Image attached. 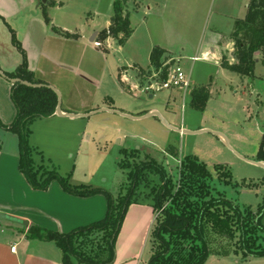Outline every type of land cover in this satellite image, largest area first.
Here are the masks:
<instances>
[{"label":"rangeland","instance_id":"374dc122","mask_svg":"<svg viewBox=\"0 0 264 264\" xmlns=\"http://www.w3.org/2000/svg\"><path fill=\"white\" fill-rule=\"evenodd\" d=\"M59 1L61 6L55 3L43 5L42 19L46 22L47 17L49 22L46 23H51L52 28L66 25L73 30L85 31L87 38L92 30L98 33L108 27L114 2L122 0ZM48 2L42 0V4ZM249 2L127 0L126 8L133 29L131 37L123 45H118V39L110 37L99 47L100 53H94L93 57L87 55L88 60L95 63L105 60L109 65L113 75L103 80L109 82L105 84L107 91L113 87V77L117 78V68L123 67L120 72L125 75L123 79L127 84L122 87L127 95L119 96L113 106L103 99L104 94L86 97L74 92L64 96L63 100L58 92L61 107L91 114L109 106L142 117L149 110H158L171 126H177V129L183 126L190 134H180L164 127L158 117L136 121L107 112L78 119H35L29 126L30 145L38 152L34 155L35 161L40 163L43 159L48 169L67 178L73 186L101 189L117 198L126 195L131 187L129 174L135 165L154 159L177 181L183 157L191 156L207 166L212 174V186L228 200L256 211L264 199V168L257 165L264 138V51L255 54L258 62L253 74L245 78L223 69L214 61L201 59L200 55V51L207 49L209 44L216 45L220 39L221 54L230 63L235 62L234 46L228 47L227 43L235 20L244 19ZM12 27L15 29L14 24ZM90 45L93 46V42ZM156 46L182 57V67L189 74L192 87L210 86L211 94L203 111L190 105L191 90L185 97L183 92L176 90L150 91L148 94L141 90L160 81V73L152 70L149 61L150 51ZM194 55L200 59L192 61ZM217 58L219 61L221 56ZM77 82L79 84L78 79ZM132 85L140 90L131 89ZM215 132L221 133L224 140H219ZM4 140L6 148L8 146L7 155L17 157V136L10 132ZM133 149L138 152L133 153ZM219 165L231 173L232 184L225 185L218 179L216 166ZM158 183L159 178L154 173H146L136 199L152 203L151 190ZM55 186L60 185L56 182ZM97 196L104 202L103 214H95V220L99 221L105 216L107 200L104 195ZM8 217H0L2 226L22 225ZM209 235L211 254L204 264H264V257L244 259L240 252L236 254L235 241ZM95 237L96 246L101 237ZM151 255L149 236L145 264Z\"/></svg>","mask_w":264,"mask_h":264},{"label":"trees","instance_id":"16d2710c","mask_svg":"<svg viewBox=\"0 0 264 264\" xmlns=\"http://www.w3.org/2000/svg\"><path fill=\"white\" fill-rule=\"evenodd\" d=\"M126 3L127 0L114 2L110 25L100 31L96 38L101 46L110 37L118 39V45H123L132 35ZM45 20L49 22L47 17ZM8 28L12 44L22 54V63L15 72L4 75L30 84L47 85L34 78L15 31ZM63 34L69 35L66 32ZM231 40L235 62L230 63L223 56L221 67L242 78L251 76L257 62L255 54L264 51V0H250L244 19L235 22ZM166 59L164 49L156 47L150 52V66L156 72L162 69ZM159 77L161 81L166 80L165 71ZM10 95L16 117L9 126L0 119V129L17 136L18 167L32 189L46 191L51 183L57 182L69 195H104L107 200V210L101 220L68 233L52 232L37 226L29 229L28 238L54 242L62 251L64 264H114L118 235L130 205L142 202L136 199V192L146 173H154L159 178V183L151 190L153 201L150 204L156 218L150 232L152 255L148 264H204L211 254L209 234L235 241L234 250L236 254L240 252L244 259L264 257V199L256 211L228 200L212 186V174L207 166L191 156L183 157L177 181L154 159L135 165L129 174L131 187L126 195L117 198L101 189L73 186L67 178L48 169L43 159L40 163L35 161L34 155L38 152L30 145L29 126L35 119H48L56 115L57 94L48 87L14 83ZM209 97L207 88H196L191 93L190 105L203 111ZM132 151L138 152L135 149ZM123 152L127 153L125 150ZM258 159L264 163V138ZM216 174L223 184H232V175L223 166H216ZM95 236L101 237L96 246Z\"/></svg>","mask_w":264,"mask_h":264},{"label":"crops","instance_id":"0c3cea01","mask_svg":"<svg viewBox=\"0 0 264 264\" xmlns=\"http://www.w3.org/2000/svg\"><path fill=\"white\" fill-rule=\"evenodd\" d=\"M47 1L50 2L42 4V0H0V71L13 73L22 63V54L12 44L9 26L16 32L17 39L27 56L28 69L36 80L55 88L63 100L64 96L74 92L86 97L104 94L103 99L106 98L116 106L117 98L127 95V91L122 87L127 84L123 79L125 75L120 72L123 67L117 68L118 72L115 73L117 78L113 77L111 90H105V84L109 82L103 80L106 76L113 75L109 65L105 64V60L95 63L87 57V55L93 57L94 53L101 52L94 44L95 48L90 45L96 40L99 32L92 30L85 38V31L73 30L66 25L57 27L53 25L52 28L51 23L47 24L42 19L43 5L52 6L55 3L61 6L62 3L59 0ZM238 19L241 18H237L235 22ZM65 32L69 35L65 36L63 34ZM94 35L96 36L93 39ZM230 40L227 45L233 47L234 44ZM156 47L166 51V60H180V64H183L182 57L176 56L173 51ZM222 49L218 39L216 45L209 44L207 49L200 51L201 59L214 61L221 66V59L218 61L217 57L224 56L221 54ZM132 86L131 89L140 90L136 85ZM11 87L12 83L0 76V119L6 126L12 124L16 117V109L10 95ZM196 88L200 87H192L191 84V93ZM205 88L210 95V86ZM107 108L119 110L109 106ZM62 112L84 114L71 107L62 109ZM155 112L164 120L166 124L162 123L164 127L170 125L161 112L158 110ZM134 117L142 118L140 115ZM53 118L63 117L55 115L48 119ZM179 129L186 128L180 126ZM9 133L0 129V213L26 220L28 225L0 224V264H64L60 248L54 242L28 238L29 229L37 226L52 232L68 233L78 227L89 225L94 222L95 214L96 216L103 214V199L97 195L92 197L69 195L60 186H55L56 182L51 183L46 191L32 189L18 167L19 149L17 157L7 155L8 146L6 148L4 139H7ZM215 133L219 140H224L221 133ZM155 218L156 214L150 203L142 201L130 205L116 241L114 264H145L144 254ZM12 247H15V251L11 250Z\"/></svg>","mask_w":264,"mask_h":264},{"label":"built area","instance_id":"2783aa9c","mask_svg":"<svg viewBox=\"0 0 264 264\" xmlns=\"http://www.w3.org/2000/svg\"><path fill=\"white\" fill-rule=\"evenodd\" d=\"M93 44L95 47L99 48L101 46V42L94 40ZM192 61H196L200 58L193 57ZM165 71L166 80L159 81V83H151L149 86L145 87L143 92L149 93L150 91H162V90H177L181 91L185 95L191 89V80L189 74L185 71V69L180 64V60H166L163 63L162 69L158 71V73H162ZM157 73V72H156ZM155 75V74H154ZM12 251H15V247H12Z\"/></svg>","mask_w":264,"mask_h":264},{"label":"water","instance_id":"95a60500","mask_svg":"<svg viewBox=\"0 0 264 264\" xmlns=\"http://www.w3.org/2000/svg\"><path fill=\"white\" fill-rule=\"evenodd\" d=\"M44 2H46V0H44ZM95 36L96 35H94L93 36V39L95 38ZM0 76L1 77H3V78H5L6 80H8L10 83H12V84H14V83H20V84H23V85H26V86H30V87H40V86H43V87H48V88H50L52 91H54L56 94H57V96H58V105H57V108H56V115L57 116H59V117H67V118H71V119H78V118H88V117H90V116H92V115H94V114H97V113H104V112H107V113H111V114H117V115H119V116H123V117H125V118H128V119H130V120H138V119H144V118H151V117H158L160 120H161V122L164 124V125H166L165 124V122H164V120H162L161 118H160V116H159V114L157 113V112H149V113H147L145 116H143L142 118H139V117H134V116H132V115H129V114H124V113H122V112H120L119 110H116V109H108V108H101V109H98V110H95L94 112H92L91 114H72V113H63L62 112V109H61V101H60V96H59V93H58V91L55 89V88H53V87H51V86H49V85H35V84H30V83H28V82H25V81H22V80H19V79H9V78H7L5 75H4V73L3 72H1L0 71ZM170 130H173V131H175V132H178V133H180V134H190V132H188L187 130H185V129H177V128H175V127H173V126H170V125H168L167 126ZM215 135H217L216 133H214ZM258 166H261V167H263L264 168V163H258L257 164ZM0 217H2V218H5V217H8V216H6V215H4V216H2V215H0ZM8 218H10V220L11 221H17V223H21L22 225H28V222L26 221V222H23V220H19V219H17V218H14V217H8Z\"/></svg>","mask_w":264,"mask_h":264}]
</instances>
